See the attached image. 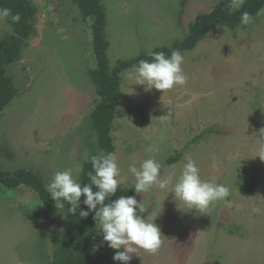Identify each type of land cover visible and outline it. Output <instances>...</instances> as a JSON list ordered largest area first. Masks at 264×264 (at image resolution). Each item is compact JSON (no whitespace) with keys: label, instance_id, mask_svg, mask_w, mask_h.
I'll use <instances>...</instances> for the list:
<instances>
[{"label":"rangeland","instance_id":"1","mask_svg":"<svg viewBox=\"0 0 264 264\" xmlns=\"http://www.w3.org/2000/svg\"><path fill=\"white\" fill-rule=\"evenodd\" d=\"M30 1L37 9L34 28L21 59L6 67L19 96L2 111L0 167L31 170L48 183L54 172L82 165L97 142L87 119L95 94L86 71L95 61L90 20L83 21L70 0ZM217 1L101 0L110 66L170 46ZM8 33L6 19L0 20V37ZM182 53L186 86L162 93L130 86L122 75L111 131L120 186L131 187L127 166L153 155L146 151L151 145L164 174L173 165L179 174L190 157L203 179L215 177L231 193L203 213L156 188L133 195L147 208L144 218L156 217L164 243L156 254H134L130 264H264V161L252 140L264 139V16L234 31L214 28ZM179 152L176 163L165 164ZM68 227L66 217L47 214L27 186L0 184V264H49V233L63 234ZM115 251L104 243L95 252L120 264Z\"/></svg>","mask_w":264,"mask_h":264},{"label":"clouds","instance_id":"2","mask_svg":"<svg viewBox=\"0 0 264 264\" xmlns=\"http://www.w3.org/2000/svg\"><path fill=\"white\" fill-rule=\"evenodd\" d=\"M245 0H230V8L240 10ZM264 16V8L257 10L255 16L243 11L240 24L247 26L253 24L255 19ZM11 18L13 23H19V12L12 14L8 8H0V20ZM224 32L229 31L227 25L217 26ZM151 60L141 59L137 65L122 73L125 80L131 85H143L146 89H155L165 93L176 86H186L188 76L184 71L185 55L180 50H172L170 55L161 52H148ZM132 91V89H131ZM259 135L264 137V128ZM256 145V157L264 161V139H252ZM146 151L152 153L147 158L128 164L127 172L131 177V187L136 194L146 193L156 188L161 192L173 193V199L182 203L190 210L207 212L218 201L226 199L231 188L223 183H218L215 177L203 179L201 170L192 158H186L179 174L175 165L164 174L163 165L154 153L158 151L155 146H149ZM85 160L91 163V170L87 173L88 182L79 181L82 165L68 167L56 171L46 184V191L55 202V207L64 209L80 218L86 219L94 212L93 219L103 233L104 243L115 251L113 260L120 264H130L133 255L138 256L142 250L147 254H156L162 248L164 236L160 226L155 223V218L149 215L144 218L142 214L147 210L143 201L138 202L136 196L121 195L114 201L122 182L121 164L115 152L100 150L94 155H85ZM93 187L96 189L93 190ZM167 195V196H168ZM86 210L81 209V197ZM93 246V251L99 247ZM122 249V250H121Z\"/></svg>","mask_w":264,"mask_h":264},{"label":"trees","instance_id":"3","mask_svg":"<svg viewBox=\"0 0 264 264\" xmlns=\"http://www.w3.org/2000/svg\"><path fill=\"white\" fill-rule=\"evenodd\" d=\"M80 11L83 21L90 20L91 43L94 68L86 71L89 83L93 86L95 99L91 113L88 115L90 131L97 136L96 144L89 148V155L97 154L100 150L114 152V144L111 137L112 123L115 112L121 102L122 73L137 65L139 60H151L149 51H142L129 59H119L111 67L108 56L109 42L105 37L106 14L101 0H70ZM264 7V0H245L240 10L230 8V0H218L212 9L206 13L196 15L187 25L183 38L175 40L170 46L156 47L151 52L163 51L170 55L172 50L181 52L190 51L203 40L211 30L217 26L227 25L231 31L236 30L240 24V16L247 11L255 16L258 9ZM0 8H8L12 14L17 12L21 15L19 23H13L11 18H6L10 33L0 37V120L4 108L19 96L18 89L13 85L11 77L6 74V67L17 63L21 59L22 52L27 45L34 24L32 18L36 14V7L30 0H0ZM211 131V129H208ZM195 137L193 141L202 135ZM181 153L171 155L165 160L166 165L176 163ZM91 170V163L84 160L82 171L79 173V181L87 183V173ZM0 184L16 188L25 185L34 191L41 199L45 212L61 213L68 220V230L63 234L49 233L53 253L49 257V264H110V257L105 253L91 252L89 249L100 242L99 225H96L94 212L84 219L80 218L78 212L73 215L68 212V207L59 209L46 191V182L31 170L17 169L14 171L3 170L0 167ZM93 190L96 189L93 187ZM134 189L120 186L115 196H133ZM84 197H81V209L86 210L83 205Z\"/></svg>","mask_w":264,"mask_h":264}]
</instances>
